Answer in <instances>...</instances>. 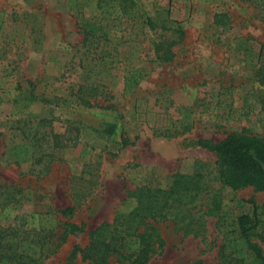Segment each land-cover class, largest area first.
Wrapping results in <instances>:
<instances>
[{
  "label": "rangeland",
  "instance_id": "rangeland-1",
  "mask_svg": "<svg viewBox=\"0 0 264 264\" xmlns=\"http://www.w3.org/2000/svg\"><path fill=\"white\" fill-rule=\"evenodd\" d=\"M261 8V0H0V186L20 191L0 200V228L17 233L19 252L29 246L27 264H86L74 246L135 206L127 192L166 188L197 161L219 216L253 215L251 239L264 252V191L221 185L214 153L196 142L230 132L264 139ZM135 69L142 78L124 92ZM22 144L30 159L16 161L9 149ZM67 206L74 211L62 215ZM65 221L83 230L58 246L57 237L31 243ZM217 221L206 215L193 236L159 220L163 247L147 264H225Z\"/></svg>",
  "mask_w": 264,
  "mask_h": 264
},
{
  "label": "trees",
  "instance_id": "trees-1",
  "mask_svg": "<svg viewBox=\"0 0 264 264\" xmlns=\"http://www.w3.org/2000/svg\"><path fill=\"white\" fill-rule=\"evenodd\" d=\"M262 18L264 21V0ZM165 27H163L164 29ZM87 34V33H86ZM157 46V45H156ZM161 49V45L157 47ZM171 56L162 53L158 58L168 60ZM102 60V59H100ZM105 63L112 67V59L106 58ZM258 78V100L264 110V60L256 68ZM139 70H128L124 75V92L131 91L141 80ZM110 132L115 129L110 125ZM198 145L214 153L215 180L233 190L252 187L255 191H264V139L261 137L230 132L219 141H196ZM130 141L122 137V146ZM10 153L16 161L30 159L28 145H14ZM40 159V158H39ZM38 159V160H39ZM206 164L195 163L191 173L176 172L172 182L166 188L151 183L142 185L127 192L128 197L135 199V206L126 213H117L113 219L104 221L89 233L88 243L84 247L74 246L72 255L80 253L86 264H147L154 254L163 247L156 222L170 220L185 235L198 236L204 225L206 215L218 216V225L222 243L219 254L225 264H264V252L261 246L251 239L257 220L249 213H239L235 217L219 216L220 198L216 190L209 184V175L203 171ZM206 179V180H205ZM20 191L9 185L0 186L1 202L13 200ZM253 202V200H251ZM74 207L67 206L59 212L70 215ZM55 227L44 229L42 238L36 233L31 243L36 247L57 237L63 243L69 234L82 231L83 226L65 221ZM9 229V228H8ZM8 229L0 228V249L4 253L0 257L27 264L32 260L26 251L19 252L17 233L10 234ZM26 238V237H24ZM39 256V255H38ZM34 260H38L35 256Z\"/></svg>",
  "mask_w": 264,
  "mask_h": 264
}]
</instances>
